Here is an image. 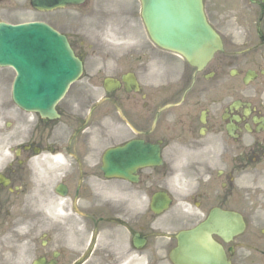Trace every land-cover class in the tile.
I'll list each match as a JSON object with an SVG mask.
<instances>
[{
    "label": "flooded vegetation",
    "instance_id": "obj_1",
    "mask_svg": "<svg viewBox=\"0 0 264 264\" xmlns=\"http://www.w3.org/2000/svg\"><path fill=\"white\" fill-rule=\"evenodd\" d=\"M204 1L210 21L222 24L217 11L228 2ZM235 2L248 24L242 35L259 45L226 49L201 73L160 48L111 49L105 69L119 87L107 92L102 82L100 104L89 91L93 78L73 85L57 119L13 102L1 109L0 99V125L10 115L11 133V159H0V180L10 181L0 182V264H177L180 235L194 240L201 231L223 253L190 252L187 264H264V0ZM17 6L3 0L0 11ZM67 36L85 63L101 57L88 55L77 34ZM2 134L0 126V149ZM133 140L158 147L162 160L138 172L141 182L179 183L173 209L161 215L130 200L146 195L109 194V179L99 177L100 148ZM219 213L245 226H201Z\"/></svg>",
    "mask_w": 264,
    "mask_h": 264
},
{
    "label": "water",
    "instance_id": "obj_2",
    "mask_svg": "<svg viewBox=\"0 0 264 264\" xmlns=\"http://www.w3.org/2000/svg\"><path fill=\"white\" fill-rule=\"evenodd\" d=\"M84 0H32L40 10L79 5ZM142 18L151 39L161 48L184 56L190 65L205 66L222 49L219 36L208 25L202 0H141ZM0 66H13L19 76L18 102L50 113L69 83L81 74L67 41L47 27L33 24L0 26ZM39 93L41 98L32 101ZM45 104H44V103ZM126 151L118 152L122 158Z\"/></svg>",
    "mask_w": 264,
    "mask_h": 264
},
{
    "label": "rangeland",
    "instance_id": "obj_3",
    "mask_svg": "<svg viewBox=\"0 0 264 264\" xmlns=\"http://www.w3.org/2000/svg\"><path fill=\"white\" fill-rule=\"evenodd\" d=\"M133 4H131V7H129L132 11L131 13H126L125 10L116 9L115 7H112L111 4H113V0H90L89 5H87L84 8H81L79 10L76 9H67L64 12L56 13V14H50L48 16H42L38 15L36 12L31 15L32 18L36 19H43L52 21V22H58L59 18H65L68 23H72L73 19H77L75 23H79L82 25V33H83V39L86 40L88 44H92L95 42V40L98 38L105 39L109 38V33H106L105 30L109 32V23H114V21H109L111 19H117V17H120L123 13V16L125 19H127L130 23H136L137 21L140 22V4L137 0H131ZM91 4H97V9H95L94 6ZM131 17H128V16ZM134 19H133V18ZM134 22H132V19ZM99 19H101V22H98ZM99 24V25H97ZM67 30V27H65ZM231 30L229 31L230 34L236 35V42L239 41V37L237 36V32L235 33V26H231ZM97 29V30H96ZM99 30H104L100 31ZM226 29H224L223 32H225ZM88 71L91 73L92 70L91 66L88 64ZM1 75L3 76L2 80H10V71L9 70H2L0 71ZM88 72V73H89ZM5 76V77H4ZM85 81H83L84 83ZM9 145H3L2 149V155L3 157H6V153L8 151Z\"/></svg>",
    "mask_w": 264,
    "mask_h": 264
}]
</instances>
